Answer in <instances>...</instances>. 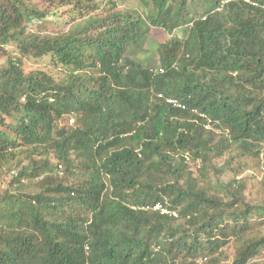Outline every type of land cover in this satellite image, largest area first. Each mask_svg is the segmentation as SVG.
Listing matches in <instances>:
<instances>
[{"label":"trees","instance_id":"16d2710c","mask_svg":"<svg viewBox=\"0 0 264 264\" xmlns=\"http://www.w3.org/2000/svg\"><path fill=\"white\" fill-rule=\"evenodd\" d=\"M135 1L60 0L82 21L54 34L55 14L0 0V178L18 170L0 264H264V0ZM152 28L169 34L158 70L139 53ZM47 56L61 80L24 72Z\"/></svg>","mask_w":264,"mask_h":264},{"label":"rangeland","instance_id":"374dc122","mask_svg":"<svg viewBox=\"0 0 264 264\" xmlns=\"http://www.w3.org/2000/svg\"><path fill=\"white\" fill-rule=\"evenodd\" d=\"M90 1V0H89ZM100 5V8L105 7V1L106 0H91ZM117 2L118 7L121 11H127V10H138L139 4L135 0H114ZM27 3L35 5L40 10H47L51 12L52 14H55L49 23L45 24L43 32H51V33H59L62 31H68L71 26H73L76 22H81L82 19L79 17L78 13L74 11L73 6H61L60 0H26ZM190 11L197 14H202L203 8L199 4V1H190ZM144 8H140L139 11L143 14L145 12ZM38 29V26H32V31H36ZM174 36L179 38L185 37V31L184 29L176 30L174 33ZM169 39V34L165 32L162 29H155L152 28L150 33L144 37L141 41V51L140 58L143 61V64L146 67H149L153 70H158L161 67L160 63V54H159V46L165 42H167ZM5 51L7 53H11L12 55H19L20 51L16 49L15 46L9 45L5 48ZM8 55L3 52L0 55V63L4 62ZM25 73H30L32 71H45L47 73H50L51 75L55 76L56 79L61 80L64 77V74L62 73L64 70V67L61 64H57L55 62V59L52 56H47L42 59H24V66H23ZM69 119V118H68ZM71 120L76 121V117H71L69 124H71ZM7 124H11V120L6 119ZM0 129L6 131L5 127H0ZM225 158H218L216 160L217 164L222 166L225 163ZM191 170L193 172H196L198 169L197 165L194 163L188 162ZM13 172H18L17 169H12L10 172L5 173L0 178V185L2 190H7L9 188V184L14 176ZM233 177V174L230 172H227L223 175L221 178V183L223 185H226L228 181ZM248 178V190L251 191L253 188L251 186L252 182L250 179L254 177L253 171H247L245 174L239 176L238 178ZM263 173H259L257 175V178L262 179ZM250 198V197H248ZM262 199L259 200V202L256 203H262ZM257 220L260 221V227L262 230H264V215L258 213L255 217ZM228 255L232 256V250L226 251ZM202 259H199L196 263L202 264ZM254 262H264V258L256 259Z\"/></svg>","mask_w":264,"mask_h":264},{"label":"built area","instance_id":"2783aa9c","mask_svg":"<svg viewBox=\"0 0 264 264\" xmlns=\"http://www.w3.org/2000/svg\"><path fill=\"white\" fill-rule=\"evenodd\" d=\"M238 1H240V0H227V1H225V3H228V2H238ZM246 3H251V0H244ZM159 97H163L162 95H159ZM167 102L170 104V105H172V106H174V107H176V108H183L184 109V106L183 105H181L177 100H174V99H167ZM74 121L73 120H71V124L73 123ZM13 174L15 175V172H13ZM154 211H160L161 213H163V214H168L169 213V211L167 210V209H165V208H163V206L161 205V204H158V205H156L155 207H154Z\"/></svg>","mask_w":264,"mask_h":264},{"label":"clouds","instance_id":"9594fccd","mask_svg":"<svg viewBox=\"0 0 264 264\" xmlns=\"http://www.w3.org/2000/svg\"><path fill=\"white\" fill-rule=\"evenodd\" d=\"M74 123V122H73Z\"/></svg>","mask_w":264,"mask_h":264}]
</instances>
